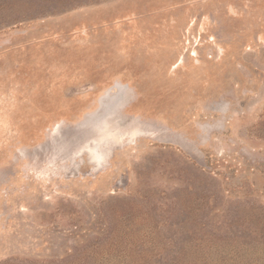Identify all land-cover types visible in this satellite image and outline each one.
<instances>
[{"label":"rangeland","instance_id":"1","mask_svg":"<svg viewBox=\"0 0 264 264\" xmlns=\"http://www.w3.org/2000/svg\"><path fill=\"white\" fill-rule=\"evenodd\" d=\"M0 264H264V0H0Z\"/></svg>","mask_w":264,"mask_h":264},{"label":"bare ground","instance_id":"2","mask_svg":"<svg viewBox=\"0 0 264 264\" xmlns=\"http://www.w3.org/2000/svg\"><path fill=\"white\" fill-rule=\"evenodd\" d=\"M115 98L118 100V98H119V94L115 95ZM119 101H120V100H119ZM119 101H118V102H119ZM118 102H117V103H118ZM109 105H111V103H108L107 106L103 103V106H104L105 108H107V109L110 108Z\"/></svg>","mask_w":264,"mask_h":264}]
</instances>
